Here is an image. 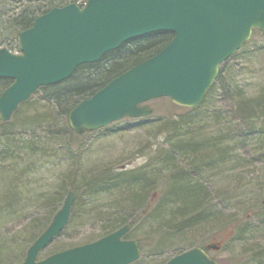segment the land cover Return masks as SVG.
<instances>
[{
  "label": "rangeland",
  "instance_id": "obj_1",
  "mask_svg": "<svg viewBox=\"0 0 264 264\" xmlns=\"http://www.w3.org/2000/svg\"><path fill=\"white\" fill-rule=\"evenodd\" d=\"M1 1L3 16V7L7 15H16L33 0ZM6 26L0 48L18 52L17 34L8 36L15 26ZM136 46L132 42L115 51L122 57ZM241 51L228 63L235 78L231 88L237 87L240 97L230 90L223 96V83L217 80L198 109H174L169 98H159L147 103L154 109L150 116L124 118L78 137L62 136L54 144L48 121L40 124L35 142L29 137L32 129L24 134L16 124L18 115L44 112L61 123L57 112L41 102L40 93L21 105L10 120L16 140L11 157L0 139V264L25 259L31 239L48 226L41 228L69 190L75 193L69 222L39 259L94 241L105 226L125 218L134 220L126 237L142 247L132 264H163L204 245H218L209 253L218 261L225 258L224 264H264L252 260L264 257V101H259L264 99V35L254 34ZM78 70V76L87 73ZM226 77L231 84L228 72ZM238 101L257 112L256 118H241ZM5 127L0 121V136ZM195 215L201 216L199 223L178 227Z\"/></svg>",
  "mask_w": 264,
  "mask_h": 264
},
{
  "label": "water",
  "instance_id": "obj_2",
  "mask_svg": "<svg viewBox=\"0 0 264 264\" xmlns=\"http://www.w3.org/2000/svg\"><path fill=\"white\" fill-rule=\"evenodd\" d=\"M255 28L264 34V0H87L83 6L53 7L19 32L20 52L0 48V77L13 79L0 92V119L10 120L39 87L62 82L79 65L97 62L126 41L157 31H171L174 36L156 54L73 106L68 113L70 128L81 134L127 116L149 115L152 108L141 104L159 97L197 106L220 65L251 38ZM74 198L69 190L21 264H131L140 257L139 241L124 239L132 228L128 223L93 242L38 260L39 252L67 225ZM165 264L218 261L196 246Z\"/></svg>",
  "mask_w": 264,
  "mask_h": 264
},
{
  "label": "trees",
  "instance_id": "obj_3",
  "mask_svg": "<svg viewBox=\"0 0 264 264\" xmlns=\"http://www.w3.org/2000/svg\"><path fill=\"white\" fill-rule=\"evenodd\" d=\"M6 1H10V0H6ZM85 1L86 0H38L36 2V0H33L32 2H29L26 5V8H22L20 13L16 15L15 14L7 15L8 12L3 7V10L1 11V14L3 16H0V35H2L1 30H3V27L5 24L7 25L6 27L10 26L12 23L15 26L13 32L9 33L8 35L11 39V38L16 37V34H18V32H20L21 30L27 28L28 26H31L37 14L44 13L54 6H62V5L72 3V2H79L80 4H82ZM6 16H9V17L5 18ZM258 32H259L258 30H254V34H257ZM172 38H173L172 32L160 31V32H155V33H151V34H148L142 37L132 39L121 47L123 48L125 45H128L129 43H132V42L137 44L136 48L130 50L127 55L118 57L117 52L119 51H112L106 54L104 58L99 62L83 64L77 68V70L79 69L78 71L85 70V72L87 73L78 76L75 74L77 71L76 70L74 72L75 75L73 74L69 79L63 82L48 85V86H43L39 88V90L28 101L24 102L22 105L31 103L35 95L40 93L39 99L41 100V102L45 100L47 107L57 112V114L60 116L61 123H58V121L54 120L51 116H49L47 112H44V113L35 114L33 116H27V115L25 116V113L18 115L16 125H19L20 127H22L21 129L24 130V134H27L28 132L26 130L27 128L32 129L33 132L29 134V137L31 138V141L33 142H35L33 139L35 137L37 130L39 129L40 124L44 123L43 121H48L50 124H53V125L56 124L60 130L58 134H52L50 131L49 132L47 131L50 138L54 141V144L56 143V140L60 141L62 136L67 135L69 136V138L80 136L76 134L74 131H72L70 127L68 126L67 113L69 109L72 106H74L77 102H79L80 100L85 99L91 96L92 94H94L97 90H99L102 86H104L109 80H111L113 77L117 76L118 74L122 73L124 70L129 68V66H131L132 64L140 62L143 59L150 57L156 52H158ZM15 48L18 49L17 44L15 45ZM243 54H244V51L240 50L236 54H234L229 60L232 61L238 58L239 56H242ZM110 55H112L113 57L109 58ZM115 59H118V60H115ZM131 59H135V61H133L134 63H129V64H125V66L117 67L125 63L126 61L129 62ZM229 60H227L221 66L220 72H219V75L216 81L218 80V82L220 81L223 83V86H222L223 96H225L227 93H230L231 91V92L237 93V96L240 97L241 93L238 92L239 91L238 89H237L238 91H236L237 87L231 88V85L234 83L235 78L232 72L231 71L229 72V68H228ZM227 72L231 75V79H230L231 84H228L227 82V77H226ZM11 83H12V80L10 78H0V92L4 90L6 87H8ZM214 84L208 90L206 94L207 97L213 93V90L215 89ZM220 100H223V97H221ZM259 101H264L263 97L259 98ZM238 103L242 107V111H243L241 114V118H245L248 120H253L256 118L257 112L255 111L252 112L250 108H248L247 106L243 107L240 101H238ZM170 105L172 108L174 109L177 108L179 110L199 108V105L193 108L182 107L176 104H170ZM1 125L6 126L5 130L0 136V139L3 142V145L5 146L4 152L6 153V157H11L13 153V149H15L16 147L15 133L13 132V130L9 128L11 126L10 121H7V122L1 121ZM243 132L245 135L249 133L248 130H245V129L243 130ZM57 145H60V144H57ZM29 149H30V153L35 152V149L33 148V146H30ZM201 161L206 162L204 158ZM222 163H224V161H222ZM203 165L204 164H202V166ZM178 185L179 187L181 186L184 189L186 188L185 183L181 185L178 182ZM91 190H94V188H92ZM187 191L189 192V189ZM191 191L192 190H190V192ZM189 195H190V199H192V196H194L193 192ZM56 211H57V208L54 207L47 214L41 226L42 229L45 228L50 223ZM200 217H201L200 215H195L194 217H189V218L187 217L180 225H178V227L179 228H182L185 226L192 227L196 225L197 223H199ZM244 218L248 220L249 216L246 215ZM133 222L134 220H132V222H129L128 219L120 218L115 223L105 226L103 228V235L109 232H112L113 230L117 229L118 227L122 225H125L127 223H133ZM242 229H238V233H241ZM35 235H37V233ZM34 237L31 239L32 242L37 238V237L36 238ZM208 246L209 245L207 246L204 245L203 248L209 251ZM252 260L253 261L259 260L260 262H262L264 260V257H261L260 259H258L257 256H254ZM219 261H220V264H224L225 258L220 259Z\"/></svg>",
  "mask_w": 264,
  "mask_h": 264
},
{
  "label": "bare ground",
  "instance_id": "obj_4",
  "mask_svg": "<svg viewBox=\"0 0 264 264\" xmlns=\"http://www.w3.org/2000/svg\"><path fill=\"white\" fill-rule=\"evenodd\" d=\"M0 3H2V1L0 0ZM49 11V10H48ZM48 11H46V12H48ZM46 12H44V13H46ZM44 13H41V14H37L36 15V17H35V19L38 17V16H40V15H42V14H44ZM35 19H34V21H35ZM34 21H33V23H32V25L31 26H33V24H34ZM31 26H28L27 28H25V29H28V28H30ZM25 29H23V30H25ZM23 30H21V31H23ZM147 58H149V57H147ZM147 58H145V59H147ZM145 59H143L142 61H144ZM141 61V62H142ZM12 79V78H11ZM13 80V79H12ZM110 81V80H109ZM108 81V82H109ZM107 82V83H108ZM106 83V84H107ZM105 86V85H104ZM71 109V108H70ZM70 109H69V111H70ZM69 111H68V113H69ZM68 113H67V119H68ZM50 129L49 130H47L48 132L50 131L52 134H58L59 132H60V130H59V128L57 127V125L56 124H50Z\"/></svg>",
  "mask_w": 264,
  "mask_h": 264
}]
</instances>
